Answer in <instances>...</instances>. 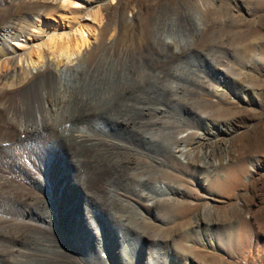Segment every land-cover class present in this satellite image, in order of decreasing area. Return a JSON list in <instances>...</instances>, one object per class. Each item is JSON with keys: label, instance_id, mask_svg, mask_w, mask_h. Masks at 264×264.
<instances>
[{"label": "rangeland", "instance_id": "obj_1", "mask_svg": "<svg viewBox=\"0 0 264 264\" xmlns=\"http://www.w3.org/2000/svg\"><path fill=\"white\" fill-rule=\"evenodd\" d=\"M15 1L18 2V0ZM86 1L90 4L87 3L88 5L85 4V6L91 11V17H94L92 18L94 22L89 25L98 27L97 40L86 49L89 56V68L96 69L104 56L125 55L135 65L134 67L138 65V74L140 70L147 69L146 72L149 75L139 80L121 82L119 76L123 70L127 71V68L123 69L121 66L119 68L117 65L110 64V67L105 71L106 76H104L109 78V81L104 82L105 80L102 77L100 79L98 75L97 89L103 88L105 83L114 86L113 89L117 90L119 94L114 97V102L110 105L114 107L118 105L117 108L125 103L130 104V102L137 105H151L146 116L150 122H154L151 124L154 125L152 129L155 133H162L164 136L168 134L173 138L178 132L176 130L178 127L180 128L178 137H190L183 143V147L189 146L190 143L196 153L195 156L186 157L178 151L167 150L166 147H159L158 150H155L151 145L150 157L135 152H122L121 157H126L122 158L123 165L135 169V172L128 174L130 181L137 180L139 174L150 173V178L147 180L150 181V190L146 186L138 185L135 188L137 195L126 192L123 197L116 196V200L119 202L118 208L122 203H125L124 207L117 208V210H121L122 214L125 213L124 215L127 214L128 222L129 219H132L141 229H145L144 235H142L145 244H148L150 248L159 246L157 264H264V0ZM1 9L0 26L21 14H42V21L48 22L49 19L56 22L59 13L63 12L59 3L55 4L47 0H33L9 10ZM171 19H175L180 28L183 27L185 30L188 29L191 19H196L201 30L196 42L186 45V48L176 55L163 57L160 41L157 40V30L161 25L172 21ZM92 39L95 40V37ZM192 52L203 54V58H205L204 54H208L206 56L208 59L201 60L197 69L186 67L185 73L187 74L184 79H175V82L179 83L180 95L187 93L186 97L178 96V98L176 93H171L168 96L164 90H161L162 94L165 93L162 95L163 100L159 101L157 98L150 100V82L153 79V77L150 78V66L159 70L163 79L160 81L165 84L167 79L171 80L172 78L167 76L166 72L172 69V65L177 62V59L179 61L181 56H190ZM134 67H131L130 70L133 71ZM48 71L49 67L40 73H35L28 79L25 86L41 75H48ZM80 73L83 76L84 71H80ZM1 80L2 72L0 71V82ZM198 81L201 83L200 87L195 84L199 83ZM23 88V85L10 88L7 94H22ZM239 89L245 90L246 95L241 94ZM130 92H133L132 96ZM139 92L141 96L137 95L140 94ZM174 97H177L178 100H175ZM33 101L36 104L40 103L37 105L40 110L42 109L44 113L47 112L48 116H51V113L44 111L41 99L38 101L33 98ZM172 101H179L180 107L172 108L175 104ZM117 110L119 109L113 108L110 110L113 113L109 112V114L120 115L121 113H118ZM155 110L157 111L155 112ZM84 115L82 114V116ZM133 115L142 116L137 112ZM77 116L82 117L80 113H77ZM124 116L127 115L123 114ZM185 116L189 119H196L194 120L196 124L188 120L185 125ZM83 120L88 130L94 134L126 138L134 136L130 127L117 125L114 128L111 122L108 129H103L101 124L98 125L93 118L90 119L87 115L83 117ZM204 121L214 122L215 128H211V131L205 130ZM67 140L63 143L64 145L61 143L56 155L52 156V164L49 165L46 162L48 164L47 172L50 175L53 174L52 165L54 162L65 160L66 164L61 168V174L67 175L69 172L68 175H70L71 172H78L81 174L80 181H86L89 176V182L85 185L91 195L87 198L89 200L95 196L90 190H96L101 197H92L93 199L90 201L98 200L96 203L101 204L105 201L102 179L113 170L104 167L105 170L100 178L96 179L98 183L93 182L92 185L91 178L94 177H91L92 175L89 173L93 169L90 167L91 163L85 162L81 154L77 155L75 152V157L70 159L69 153H71L72 144L70 140ZM204 144H208L214 154L211 158L212 165L200 161ZM47 152L49 153V150ZM25 153L23 160L24 164L27 163L25 165L28 167L27 169L33 173L42 171L38 161L35 163L34 159L37 156L33 154L31 157L29 152H27L29 155H25ZM213 157L216 159L215 162ZM105 162L106 160L102 159L101 164L106 165L107 162ZM30 167L31 169H29ZM124 170L120 167L117 179L119 181L114 182V187L119 194L124 192L121 182L124 172L127 173L126 169ZM143 170H145L144 173H142ZM83 173L85 176L88 174L87 179ZM68 181H71L69 177ZM47 182L49 181L47 180ZM154 183L164 186V192L154 195ZM49 184L53 188L51 182ZM58 186V184L54 185L52 190L54 197L49 198L46 203H38V206L47 211L46 218L52 219V213H54L53 215L56 217L54 221L62 227L69 226L70 231H73L75 225L78 224L76 221H80L79 219L73 220L75 219L73 212L83 215L87 198L85 199L83 195L85 192L80 186L82 195L78 194L79 210L74 207V202L67 203L65 206L62 201L68 192L62 190L63 193L60 194V189L56 188ZM48 189V187L44 188L40 194L47 197ZM141 190L144 195L140 194ZM3 191L4 189L0 188V264H16L18 254L15 249L21 251L24 247L20 237L17 236L22 230L18 227H21L25 222H37L38 217L29 215L37 204L35 206L31 205L33 203L26 204L25 201L15 199ZM70 192L77 195L75 188H71ZM71 193L69 194L71 195ZM58 194L59 196H57ZM147 194H150V198ZM55 196L57 200H54ZM76 198L73 197V200H77ZM90 201H88V206ZM127 202H131L130 206L134 205L135 209L131 208ZM136 210L141 214L138 215ZM69 212L70 216H67L65 213ZM107 218L110 220L109 223L118 222V219L113 215ZM12 223L14 226H11ZM226 227L230 232L229 235L223 232V228ZM205 228L209 230L206 233L203 231ZM45 232L59 245L60 241H63L61 238H57L53 231ZM102 232L107 234V229L104 227ZM15 235L18 238H15ZM107 240L110 242L112 239L109 241L108 238ZM60 246L62 249L66 247V245ZM63 252L64 255H60L54 250H50L51 258L42 264H72V262L73 264H103L99 260L86 261L81 256H75V258L71 254L72 250H70V254L67 252L69 257ZM173 252L176 253L173 254ZM9 254H13L12 257ZM103 257H107V254H104ZM29 260L31 264H40L36 256L30 257ZM19 264L21 263L19 262ZM112 264L115 263L112 262Z\"/></svg>", "mask_w": 264, "mask_h": 264}, {"label": "bare ground", "instance_id": "obj_2", "mask_svg": "<svg viewBox=\"0 0 264 264\" xmlns=\"http://www.w3.org/2000/svg\"><path fill=\"white\" fill-rule=\"evenodd\" d=\"M30 1L33 0H18V2L15 0H0V5L3 4L2 6H4H0V11L2 10L1 8L9 10L13 7L22 6L23 3L25 4ZM47 1H51L55 4L59 3L60 8L63 10V12L59 13L56 22H52L49 19L48 22L42 21V14H21L0 26V71L2 72V80L0 82V188L4 189L3 192L15 197V199L17 198L20 201H25L26 204L33 203L31 205L34 206L37 204L29 215L38 217L37 222H25L21 227H18L22 228L17 236L20 237L19 239L24 247L22 250L20 249L21 251L15 249L18 254L16 264H19V262L21 264H31L29 258L33 256H36L37 261L42 264L51 258L49 254L50 250H54V252L60 255H64L62 254V251H64L67 257H69L70 250H72L73 253L71 254L74 257L81 256L86 261L90 259H92V261L99 260V262L103 264H112V262L115 264H157L156 258L157 254L160 252L159 246L158 248L156 246L150 248L148 244L144 243L142 235H144L143 231L145 229H141L132 219H129L128 222L127 214L124 215L125 213L122 214L121 210H117L119 202L116 200V196L121 195L120 197H123L126 192L137 195L135 188L138 185L146 186L150 190V181H147L150 178V173L139 174L137 175V180L130 181L131 179L128 177V174L135 172V169L123 165L122 158L124 157H121V154L123 155L125 152H135L150 157L151 145L155 150H158L159 147H166L167 150L178 151L186 157L195 156L194 147H191L190 143L189 146L183 147V143L190 137H185L183 135V137H178L177 134L180 133V128L178 127L176 128L178 132L173 138L167 133L166 136L162 135V133H155L154 129H152L154 125L151 124L154 122H150L149 118L146 116V112L151 109V105H137L136 103L132 104L133 102H130V104L125 103L118 108V105L116 107L110 105L113 104V99L119 92L113 89L114 86L112 87L111 84L107 83H105L103 88L97 89L96 81L98 82V75L100 79L102 77V79L105 80L104 82H108L109 78L104 76H106L105 71L110 67V64L117 65L119 68L121 66L123 69L126 67L127 71L123 70L119 76L121 82L124 80L126 82L127 80H139L145 77L148 75V72H146L147 69L140 70L138 74V65L134 67L135 65L131 63V60L125 55L116 56L114 54L104 56L96 69L89 68V56L87 55L86 49L97 40L96 34L98 32V27H91V25H89V23L94 22V19H92L94 17H91V11L85 6L88 2L86 0ZM187 28V30L183 27L180 28V25L177 24L175 19L158 28L157 40L160 41L163 57L176 55L186 48V45L196 42L197 36L201 30L199 23H197L196 19H191ZM92 37H95V40H93ZM207 55L208 54H204L205 58L208 59V57H206ZM205 58H203V54H197V52H192L190 56H181L179 61L177 59V62L172 65V69L166 72V75L173 79H167L165 84L161 83L163 79L159 70H155L150 66V78L153 77L150 82V100H156V98L159 101L163 100L162 95L165 93L168 94V96L171 93H176L177 97H186L187 93L180 95L179 83L177 84L175 79H184L185 74H187L185 73L186 67L197 69L199 68V62L205 60ZM48 67V75H41L25 86V83L31 76L46 70ZM131 67H134L133 71L136 72L131 71ZM80 71H84L83 76H81ZM187 76L189 77V74ZM10 79L11 81H9ZM195 84H197V87L201 85L200 82ZM22 85L24 87L22 89V94H7L10 88ZM238 87L240 86L238 85ZM161 90H164L165 93L162 94ZM239 90L241 94L246 95V92H244L245 90ZM145 91L147 92V90ZM137 95L141 96V93ZM177 97H174L176 98L175 100H178L179 97ZM33 98L38 99V101L41 99L44 111L46 110L51 113V116H48L47 112L46 115L42 109L40 110L39 106H37L40 103H34ZM174 103L172 108L176 106L180 107L179 105H181L179 101H175ZM113 108L119 109L117 112L121 114L118 115L116 113L117 116L109 114V112H111L110 110ZM156 111L157 110H155V112ZM136 112L142 116L136 117L137 115H133ZM77 113H80L81 116L85 114L89 116L90 119L93 118L98 125L101 124L103 129H108L111 122L114 128H116L117 125L130 127V131H132L134 136L133 138H126L124 136L114 137L91 133L84 123L83 117L85 115L78 117L79 115L77 116ZM123 114L127 116L123 117ZM188 120L196 124V121H194L196 119H189L186 116L184 124H187ZM204 125L205 130L208 131H211V128H215L214 122L209 123L204 121ZM67 139L70 140L72 144L71 153H69L71 156L70 159L75 157V152L77 155L81 154L85 162L91 163L90 167L93 169H89V173L92 175L91 177H94L91 178L92 185L93 182L96 184V179L100 178L105 169L111 168L113 170L108 176L102 179V187L105 195L104 202L107 204L104 202H101V204L96 203L98 200H93V202L90 201L95 196L98 198L101 197L94 189V186L93 189L95 191H90L95 196H92L93 198L91 197V199L88 200L91 195L85 185L89 182V176L88 179L86 178L88 174L85 176L83 173L84 177L87 179L86 181L82 180L83 182L80 181L81 174L78 172H71L70 175H68L69 172L67 173L71 181H68L67 175L61 174V168L66 164L65 160L58 161L59 163L54 162L52 165L53 174L50 175L47 172V165H51L53 162L52 156L56 155V151L58 148L60 149L61 143L63 144ZM181 141L183 142L181 143ZM209 148L210 146L208 144H204L200 161L212 165L213 161L211 158L214 154ZM48 150L49 153L47 152ZM27 152L31 154V157H33V154L37 156L34 160L35 163L38 161V164L42 167V171H39V169V172L33 173V171L27 169L28 167L25 166L27 163L24 164L23 160V154L25 153L26 155ZM102 159L106 160L107 163H105L107 166L101 164ZM213 160L214 162L216 161L214 157ZM120 167H122V170L126 169L127 173L124 172L122 181L120 180L123 184L124 192L119 194L114 187V182L119 181L117 179L119 178ZM29 169H31V167ZM71 169L73 168L71 167ZM144 171L145 170H143L142 173H144ZM60 174L62 175L61 177ZM47 180L51 182L53 188H51ZM57 184L59 186L56 188L60 189V194L63 193L64 190L68 192L65 194L66 198L62 201L65 206L67 203L74 202V207L79 210L78 194L82 195V193H80V186L82 191L85 192L83 194L85 199L88 196L86 206H84L85 213L83 215H78L79 212H73L75 217L73 220H80L76 221L78 224L75 225L73 231H70L69 226L62 227V225L54 221V218H56L55 215H53L54 213H52V219L46 218L47 211H44L38 206V203H46L49 198H52V190L54 189V185ZM153 186L155 187L154 195H160L165 190L164 186L157 185V183H154ZM46 187L49 188L47 190L48 196L43 197L40 192H43L42 190L44 188L46 189ZM71 188H75L77 195L70 192ZM69 193H71L72 196ZM140 194L144 195V192L141 190ZM57 196H59V194ZM147 196L150 198V194H147ZM73 197H77V200H73ZM139 197L141 196L139 195ZM55 199L56 196L54 200ZM88 201H90L89 206ZM50 203L53 204L52 201H50ZM128 204L130 206L131 202ZM122 206L124 207L125 203H122L121 207ZM121 207L118 209H121ZM131 208L135 209V206L133 205ZM135 212L138 215L141 214L140 211L136 210ZM65 214L70 216V212ZM112 215L118 219V222L109 223L110 220H108L107 217ZM11 226H14V224ZM102 227L107 229V234L102 232ZM227 228L228 227L223 228V232L229 235L230 232ZM207 229L208 228H205L203 231L206 233L209 231ZM45 231H53L57 238H61L65 243L60 241V245H66L65 249H62V247L51 236L46 234ZM17 236L15 235V238ZM107 236L109 241L112 239L110 242H108ZM67 248H69V251H67ZM67 252H69V254ZM175 253L173 252V254ZM104 254H107V257H103ZM183 261L186 262L185 260Z\"/></svg>", "mask_w": 264, "mask_h": 264}]
</instances>
